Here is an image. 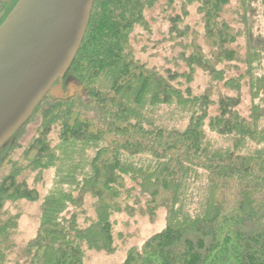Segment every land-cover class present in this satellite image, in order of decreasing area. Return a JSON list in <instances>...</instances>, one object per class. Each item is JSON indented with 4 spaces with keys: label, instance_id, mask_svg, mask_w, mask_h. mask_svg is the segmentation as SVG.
<instances>
[{
    "label": "trees",
    "instance_id": "obj_1",
    "mask_svg": "<svg viewBox=\"0 0 264 264\" xmlns=\"http://www.w3.org/2000/svg\"><path fill=\"white\" fill-rule=\"evenodd\" d=\"M238 1L242 28L225 18L232 0H187L184 13L171 17L170 41L182 50L184 72H162L136 57L131 37L137 27L151 32L147 12L158 0L94 1L63 85L0 149V170L12 168L0 180V264L19 219L6 216V205L40 201L24 175L40 180L50 170L54 187L27 247L31 264H85L86 250L113 254L115 215L153 218L160 208L165 229L129 250L123 264H264V109L256 102L264 92V47L248 39L242 52L250 0ZM191 4L203 34L181 25ZM240 65L244 72L235 74ZM196 69L210 77L201 94L191 87ZM244 87L252 97L248 115L240 111ZM159 107L188 114V124L159 122L152 115ZM35 119V136L14 160L21 146L13 141ZM208 132L230 147L214 145ZM87 195L96 218L86 214Z\"/></svg>",
    "mask_w": 264,
    "mask_h": 264
},
{
    "label": "rangeland",
    "instance_id": "obj_2",
    "mask_svg": "<svg viewBox=\"0 0 264 264\" xmlns=\"http://www.w3.org/2000/svg\"><path fill=\"white\" fill-rule=\"evenodd\" d=\"M186 2L187 0H173L170 5V0H158V3L147 12L151 32L137 27L131 37L136 57L139 60L162 72L167 70L186 71L185 64L179 62L177 58L182 50L176 46L175 42L170 41L169 34L171 17L182 15L184 13L183 5ZM247 6H249L247 15L250 20L251 35L249 38L239 40L238 44L242 52H246L248 39L251 43L264 47V0H250ZM240 7L241 3L238 0H232V4L228 7L225 18L235 24L236 27L242 28L244 24L240 23L239 15L236 13ZM187 11L189 15L184 18V22L181 25L189 26L193 31L203 34V24L197 12V5H188ZM241 12H244V10L241 9ZM201 43H203L202 37ZM244 70L245 66L240 65V69L234 72L235 74H240ZM259 74H264V61L259 70ZM232 75L230 74L229 76ZM209 83V75L196 69L194 81L191 84L193 91L196 94H201L209 86ZM225 93L234 94L229 91H225ZM256 102L261 103L264 109V92ZM251 103L252 97L250 90L244 87L242 104L240 106V111L244 115L249 114ZM216 113V108L211 110V115H216ZM152 115L159 122L171 128H185L189 120L188 114L183 113L175 107L156 108L153 110ZM40 122V119H35L33 122H30L19 134V140L13 141V143L21 146L19 150L15 151L14 160H21L22 151L35 136V129L40 125ZM208 137L214 145L221 146L224 149L230 147L228 140L209 132ZM11 170L12 168L10 166L2 168L0 170V180L10 174ZM25 176L30 186L36 187L39 190L41 200L38 202L21 200L6 205V216L17 215L19 219L17 229L11 237L12 247L7 253L5 264H31L27 247L37 235L42 218V203L54 187L56 173L55 170L44 172L40 180L36 179L38 177L36 173H27ZM195 195V201H197V194ZM94 204L95 200L93 197L87 195L85 211L92 218H96ZM167 215L165 208H160L153 218L140 214L134 217H130L125 213L115 215L113 219L116 223L114 229L116 251L113 254H106L95 250H86L85 264H123L129 250L142 247L149 239L165 229Z\"/></svg>",
    "mask_w": 264,
    "mask_h": 264
},
{
    "label": "water",
    "instance_id": "obj_3",
    "mask_svg": "<svg viewBox=\"0 0 264 264\" xmlns=\"http://www.w3.org/2000/svg\"><path fill=\"white\" fill-rule=\"evenodd\" d=\"M95 0H19L0 27V149L60 88ZM59 83V84H57Z\"/></svg>",
    "mask_w": 264,
    "mask_h": 264
},
{
    "label": "flooded vegetation",
    "instance_id": "obj_4",
    "mask_svg": "<svg viewBox=\"0 0 264 264\" xmlns=\"http://www.w3.org/2000/svg\"><path fill=\"white\" fill-rule=\"evenodd\" d=\"M19 0H0V27L15 8Z\"/></svg>",
    "mask_w": 264,
    "mask_h": 264
}]
</instances>
